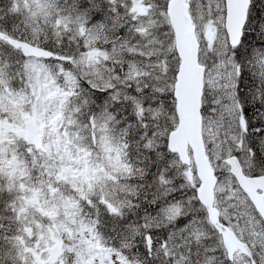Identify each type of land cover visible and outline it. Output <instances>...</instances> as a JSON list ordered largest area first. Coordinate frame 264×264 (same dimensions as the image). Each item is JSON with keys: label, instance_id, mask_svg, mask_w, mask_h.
<instances>
[{"label": "snow or ice", "instance_id": "1", "mask_svg": "<svg viewBox=\"0 0 264 264\" xmlns=\"http://www.w3.org/2000/svg\"><path fill=\"white\" fill-rule=\"evenodd\" d=\"M0 264H264V0H0Z\"/></svg>", "mask_w": 264, "mask_h": 264}]
</instances>
